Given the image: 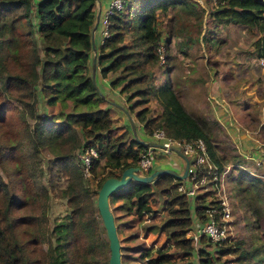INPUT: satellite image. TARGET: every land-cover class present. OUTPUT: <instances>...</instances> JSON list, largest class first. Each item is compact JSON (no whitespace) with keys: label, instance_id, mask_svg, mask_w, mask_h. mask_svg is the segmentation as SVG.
Segmentation results:
<instances>
[{"label":"trees","instance_id":"trees-1","mask_svg":"<svg viewBox=\"0 0 264 264\" xmlns=\"http://www.w3.org/2000/svg\"><path fill=\"white\" fill-rule=\"evenodd\" d=\"M95 1L36 0L32 12V0H0V122L7 108L15 110L19 120L14 138L5 136L0 142V165L10 163L8 175L13 177L5 182L0 176V264H107L108 245L95 205L96 188L106 177H117L126 166L136 165L146 146L133 137L129 126L118 132L107 107L99 105L104 98L88 70ZM208 1L212 4L207 13L211 25L243 26L252 36V55L264 61V0ZM170 7L197 15L190 0H121V7L106 18L107 34L98 46L95 65L101 77L111 75L110 88L126 95V112H134L146 137L160 129L165 136L181 141L202 139L219 174L225 166L207 122L185 109L169 81L168 68L161 70L159 45L166 50L169 40L160 39L157 15ZM19 25L24 31L17 29ZM9 59L24 65L26 71L8 70ZM151 101L158 110L150 109ZM37 103L59 104L63 109L46 115L37 111ZM89 147L96 156L91 157L85 177L79 154ZM44 150L52 154L45 160L50 190L53 196L63 197L69 209L51 227L45 224L50 194L41 180L45 170L39 160ZM233 170L228 194L232 199L236 193L245 196V207L253 217L250 230L254 231L264 220V179L248 173L240 159ZM203 173L210 179L209 173ZM61 179L65 185L60 187L56 182ZM178 180L161 174L151 182H130L109 196L116 201L110 208L116 233V209L140 217L151 211L149 193L158 190L163 197L165 217L147 226L164 235L163 243L131 247L143 264H177L170 250L182 258L193 253L191 238L186 236L191 209L188 199L176 189ZM214 183L210 185L216 188ZM200 198L196 197L193 212L202 220ZM255 237L254 232L235 240L226 238L217 242L221 243L217 252L231 255L227 261L233 264H264V239L260 242ZM125 258L120 254V262ZM216 259L199 248L198 264H214Z\"/></svg>","mask_w":264,"mask_h":264},{"label":"rangeland","instance_id":"rangeland-1","mask_svg":"<svg viewBox=\"0 0 264 264\" xmlns=\"http://www.w3.org/2000/svg\"><path fill=\"white\" fill-rule=\"evenodd\" d=\"M190 1L195 3L196 16L182 14L177 12L176 8L171 7L166 13H158L156 25L160 32V39L161 41L165 38L169 40L168 49L164 50L162 43L159 45V52L161 54L159 63H162L160 65L164 64L161 68L162 71L164 68H168V76L172 80L174 89L180 93L186 110L200 115L207 122V129L210 131V135H212L210 137H212L211 139L215 144V150L217 154L221 155V162L226 168L223 179L228 189V187L233 184V181H230L229 174H235L233 170L234 162L239 158L234 154V148L232 147L233 142H229L227 134L224 131L228 125H226V121L224 122L223 120L230 119L232 125L240 122L243 124L242 127H245L247 130H253L252 127L255 126L254 129H256V131L254 132H262L264 123L261 125H258V123H260L261 119L264 122V61L253 58L250 44L252 36L247 29L236 24L213 27L209 22L210 19L207 14L212 8V4L208 0ZM17 29L22 32L24 31V26L19 25ZM36 41L37 45L40 47V42L37 37ZM24 48L22 49V53L24 52ZM11 61L12 60L9 59L5 65L8 70L12 72L19 70L26 71L24 65L21 66L17 62ZM88 68L91 73L90 62ZM161 74L162 73H160V78L162 77ZM110 77L111 75L108 74L104 78L108 79ZM208 78H216L219 84L217 93L220 95L212 94L211 96L206 92L205 82ZM199 79L200 81L198 83L192 85L196 88L195 102H193L194 91L188 84H192ZM202 84L204 85L203 95L200 93V86ZM125 96V94L119 93L115 97L116 99L114 98L115 101H112L111 104L118 109L110 105L108 106L107 103H105V99L99 104L101 107H109H107V109L113 124L119 127L117 130L118 132H120L125 125L129 126L128 119L123 112L124 110L126 111V106L124 105L126 102ZM221 96L223 100H221ZM1 98L2 96L0 95V100ZM38 98L40 97L38 96ZM36 105L37 111L46 115L49 112H56L59 109H63L59 104H54L53 107H48L40 103ZM126 105H129V102H126ZM149 106L151 110H154V108L158 110L154 101H151ZM243 106L249 107V109L244 110L247 112V115L242 111ZM243 114L245 115L243 116ZM120 115L126 118L125 125L118 123ZM253 117L256 118L257 123L253 126H245L244 123L249 122ZM218 120L222 122L220 123ZM18 130L19 120L15 115V110L7 108L3 120L0 122V142L5 140V136H9L10 139H13ZM261 136L260 134L258 139L263 141L264 137ZM138 138L143 139L142 137ZM155 150L154 155L159 153V150ZM50 155H52L50 151L44 150L40 152L39 160L44 170L46 167L45 160L47 157L49 158ZM160 158L161 157H158L156 160H160ZM242 163L243 166L253 167V163L247 160L246 163ZM11 168L12 165L10 163L0 165V176L5 182L13 178L8 175L9 172H11ZM152 169L153 168H150L149 171ZM97 170L100 172L102 170L101 166H98ZM88 176L89 174H85V177ZM48 179V174L45 170L41 180L42 183L48 187V193L50 194L48 209L45 213V224L51 227L56 221L62 219V216L66 214L69 209L65 205V199L63 197L53 196L48 184ZM56 183L57 186H64L65 180L61 179ZM89 183L92 188H95L94 180L93 182L90 180ZM198 192L202 194L200 199H202L203 204L213 201L217 197L216 189L209 185V180L201 185ZM148 198L151 211L143 213L140 217H137L133 213H123L120 209L115 210V214L117 215L115 222L119 225L117 232L120 246L119 251L120 254L127 257L123 259L120 264H143V260L137 257V252L131 249V247L136 244L156 247L164 241L163 234L147 228L150 224H158L165 217V210L162 208L163 197L159 194L158 190H153L149 193ZM234 198L230 201V205H232L230 219L225 223V238L235 240L237 238H242L244 235L254 234L255 232L256 241L261 242L264 239V220L259 222L258 229L254 231L252 229L250 230L249 224L253 220V217L245 207V196L243 198L240 193H236ZM108 201L110 208L116 203V201H112L111 197H109ZM190 205L191 204H189V206ZM187 235L188 233H186V236ZM191 242L193 253L188 258H182L179 253L170 250L171 257L174 259L175 263L186 264L190 262L191 264H198V250L202 248L209 252L213 258L217 257L214 264H233L227 261L231 255L219 254L217 252L221 243H213L203 236L202 239L198 241L192 239Z\"/></svg>","mask_w":264,"mask_h":264},{"label":"built area","instance_id":"built-area-1","mask_svg":"<svg viewBox=\"0 0 264 264\" xmlns=\"http://www.w3.org/2000/svg\"><path fill=\"white\" fill-rule=\"evenodd\" d=\"M121 7V0H110L103 12L100 19L104 29L102 33L104 36L107 34L106 18L112 10ZM160 51V50H159ZM161 58V57H160ZM149 140L154 142H160L164 145V148H160L162 151L167 152L168 147H173L179 150L183 155L186 156L188 161L187 174L184 179H179L177 183V191L185 195L190 205L191 217L193 212V206L195 205L196 197L199 194L198 189L201 185L213 181L216 184L217 197L214 203H206L203 210V219L199 220L198 223L192 224L190 230L187 232L188 237L191 240L198 241L200 237H205L213 243L224 241L225 238V223L230 219L231 207L230 201L232 198L228 194V190L224 184L223 175L226 172V168L220 171L219 174L216 172V166L212 163L205 144L202 139L196 138L191 141L177 140L164 135L160 129L153 130L149 136ZM155 147L146 146L145 149L139 152L136 165L138 166L139 172L145 174L149 171L152 165V159L154 155ZM96 152L93 147L82 150L79 154V158L83 165L84 174H88V166L91 157H95ZM253 167L250 169L246 168L247 172L264 179V155H259L252 158ZM204 172L210 174V179L206 178ZM211 186V185H210ZM204 191V190H203ZM194 201V202H193ZM196 216V215H195ZM197 217V216H196ZM198 218V217H197ZM193 220V218H192Z\"/></svg>","mask_w":264,"mask_h":264},{"label":"crops","instance_id":"crops-1","mask_svg":"<svg viewBox=\"0 0 264 264\" xmlns=\"http://www.w3.org/2000/svg\"><path fill=\"white\" fill-rule=\"evenodd\" d=\"M35 1L36 0H32V12H33ZM109 1L110 0H96L95 1V5H94V22H93V25L95 24V26H94V28L92 27L91 31H90V37L92 36V40H93V43H94V49H91L92 54L90 52V58H89L90 63H91L92 58H94V60H95V56L97 54L98 46H99L102 38L104 37V34L102 33V31L104 29V26H102V24L100 22V19H101L102 15H103V12H104V10H105V8H106V6H107ZM95 15L98 16L96 21H95ZM31 18H32V22H34V20H35L34 14H32ZM253 58H255V57L253 56ZM95 63H96V61H95ZM94 79H95V83H96L97 88L100 90V92L103 95V98L106 100L105 103H107L108 106L110 105V106L115 107L111 103H112V101H115V99H116L115 97L119 94L118 90L112 89V88L109 87L108 79L100 76L97 65H95ZM169 81L173 85L172 80L170 79V77H169ZM199 81H200V79L194 81L192 84H188V85H190L192 87V89L194 91L193 92V96L194 97H193V100H192L193 102H195L196 88L194 86H192V85L195 84V83H198ZM205 84H206V87H205L206 88V92L209 93V95L212 96V94H219V93H217L219 84L217 83L216 78H214V79L208 78L207 81L205 82ZM173 87H174V85H173ZM203 87H204V85L202 84L200 86V88H201L200 89V93L202 95L204 94V93H202L203 92ZM219 95H217V96H219ZM179 97H180V100H181L183 106L185 107L184 101H183L180 93H179ZM123 99H124V96H123ZM221 100H223L222 96H221ZM124 105L127 106L126 102H125ZM226 105L229 106L228 104H226ZM115 108L118 109L117 107H115ZM242 109H243L242 111H244V110L249 109V107L243 106ZM126 113L128 114V116L132 119V121L134 123V127H135V130H136L137 136L138 137H142L143 140H149V137H146L142 133L141 124L138 123L135 120L134 112L131 111L129 113L128 112H126ZM245 114L247 115V112H245ZM245 114H243V116ZM223 121L224 122L226 121V125H228L227 128L224 131L227 134L229 142H233L232 143L233 144L232 147L234 148V154H236L238 156V158L240 159V163L242 165H243L242 162L246 163V160L249 161L250 163H252V158H254L256 156H259V155H264V139H263V141L258 139V137H260V134L262 135L261 137H264V135H263V133H264V124L262 126V132L261 133H257V132H254V131H256V129H254L255 126H253V125L257 123L256 122V118H254V117L249 122H245L244 123L245 126H253L252 127L253 130H251V129L247 130L245 127H242L243 124L240 123V122H237V124L232 125L230 119L229 120L228 119L227 120L224 119ZM125 122H126V118L124 116L120 115V119L118 120V123H122L123 125H125ZM218 122H220V121L218 120ZM262 123H264V122L261 119V121H260V123H258V125H261ZM224 127H226V126H224ZM155 149L159 150L158 151L159 153L154 155V157L152 159V165H151L150 168H153V169L170 168V169L174 170L177 173H180L182 171L184 163H183V159L179 155H177V154H175L173 152H169V151L164 152L160 148H155ZM157 156L161 157L160 160H156L158 158ZM157 161H160V162H157ZM244 167L248 168V169L252 168V167H249V166H244ZM192 218H193L192 224H196V223L199 222V220L195 216L194 212H193Z\"/></svg>","mask_w":264,"mask_h":264},{"label":"water","instance_id":"water-1","mask_svg":"<svg viewBox=\"0 0 264 264\" xmlns=\"http://www.w3.org/2000/svg\"><path fill=\"white\" fill-rule=\"evenodd\" d=\"M98 16L95 15V21L97 20ZM95 24L92 26L94 28ZM91 41V49H94V43L92 40V36L90 37ZM95 70V60L92 58L91 60V73L90 78L92 83L95 86L96 91L99 93V95L102 96V93L97 88L95 84L94 79V71ZM125 115L127 116L128 123L130 126V130L133 134V137L138 140L140 143L144 144L145 146H152L155 148H164V145L160 142H154L151 140H143L139 139L136 134L135 127L133 125L132 119L128 116V114L123 111ZM167 151L173 152L177 155H179L183 159V169L180 173L175 172L174 170L170 168H157L153 169L145 174H142L139 172L138 166H126L123 168L119 175L116 176H108L100 183L96 190V196H95V205L98 211V215L101 219V223L104 229V234L107 240L108 245V257H107V264H120V251H119V241L116 233V228L114 224V217L112 214V211L109 207V196L123 188L124 186L128 185L130 182H151L153 179H155L157 176L161 174H169L174 176L178 179H184L187 174V168H188V161L185 155H183L179 150L173 147H168Z\"/></svg>","mask_w":264,"mask_h":264}]
</instances>
